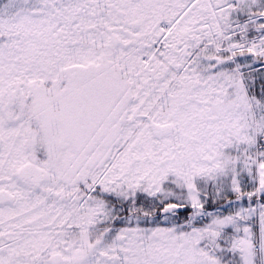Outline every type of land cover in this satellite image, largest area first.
I'll return each instance as SVG.
<instances>
[{
	"label": "snow or ice",
	"instance_id": "1",
	"mask_svg": "<svg viewBox=\"0 0 264 264\" xmlns=\"http://www.w3.org/2000/svg\"><path fill=\"white\" fill-rule=\"evenodd\" d=\"M0 264H264V0H0Z\"/></svg>",
	"mask_w": 264,
	"mask_h": 264
}]
</instances>
